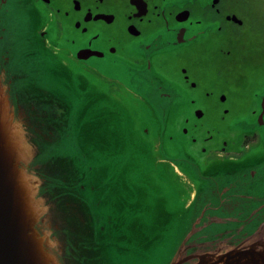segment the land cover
I'll use <instances>...</instances> for the list:
<instances>
[{
  "label": "water",
  "instance_id": "1",
  "mask_svg": "<svg viewBox=\"0 0 264 264\" xmlns=\"http://www.w3.org/2000/svg\"><path fill=\"white\" fill-rule=\"evenodd\" d=\"M38 6L0 0V264H152L165 246L156 264H264V134L202 167L159 97L136 119Z\"/></svg>",
  "mask_w": 264,
  "mask_h": 264
},
{
  "label": "flooded vegetation",
  "instance_id": "2",
  "mask_svg": "<svg viewBox=\"0 0 264 264\" xmlns=\"http://www.w3.org/2000/svg\"><path fill=\"white\" fill-rule=\"evenodd\" d=\"M36 1L67 61L133 102L159 97L176 126L187 129L202 167L244 159L261 147L264 41L233 63L244 20L224 0Z\"/></svg>",
  "mask_w": 264,
  "mask_h": 264
},
{
  "label": "rangeland",
  "instance_id": "3",
  "mask_svg": "<svg viewBox=\"0 0 264 264\" xmlns=\"http://www.w3.org/2000/svg\"><path fill=\"white\" fill-rule=\"evenodd\" d=\"M223 4H224V7L227 6L228 10L233 11V14L237 13L235 14L237 19H239L240 21L244 20V25H242L237 31V37L239 39L240 44L237 46L233 45V47L237 51V53H235L236 56L232 58V61L234 63L235 60L241 59L243 55L246 54L245 52L247 48L253 49L254 46H258L259 41L261 40L264 41V0H224ZM215 27L216 25H214L212 28H215ZM21 28H22V24H19V23L15 24V31H16L17 36L23 35ZM210 33H211L210 36H214L216 34L215 31H210ZM244 57L245 59H248L249 63L250 61L255 60V59L247 58L246 56ZM261 59H263V57H261ZM190 62H193V59L191 57L186 58V60L184 61L185 65L187 66L190 64ZM16 64L18 67L21 66L18 63ZM261 81L262 82L264 81V77H260L258 83H260ZM136 83L137 82L135 81L134 86L136 85ZM115 98L118 101H120L121 99L119 96H116ZM126 100L130 106L131 111L136 114V119L139 118L138 114H142V112L140 111L138 107H135L134 105L135 102L133 103V101L128 98H126ZM26 142L29 145L28 140ZM22 144H25V141H22ZM70 151H71V148L69 150H66V152H70ZM262 206L264 207V204H262ZM174 240L175 238L169 239L168 242H170V244H174ZM166 247L167 246H165V249H163V251L155 252L154 255L156 256L154 257L152 264L158 263L159 255L161 253H163V255L169 254L167 250L168 247L167 248Z\"/></svg>",
  "mask_w": 264,
  "mask_h": 264
}]
</instances>
